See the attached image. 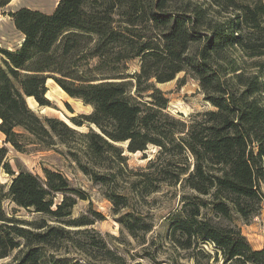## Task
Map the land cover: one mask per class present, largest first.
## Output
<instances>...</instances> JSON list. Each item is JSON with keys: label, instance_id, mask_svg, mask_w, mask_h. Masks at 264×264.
Returning <instances> with one entry per match:
<instances>
[{"label": "trees", "instance_id": "obj_1", "mask_svg": "<svg viewBox=\"0 0 264 264\" xmlns=\"http://www.w3.org/2000/svg\"><path fill=\"white\" fill-rule=\"evenodd\" d=\"M9 1L0 0V13ZM8 14L23 36L14 49L0 47L6 142L23 150L27 142L16 127L45 145L77 134L86 157H76L78 167L109 187L105 195L116 209L128 205L127 194L110 185L126 174L125 150L154 144L147 165L130 168L128 188L141 197L161 183L185 189L168 216L170 239L184 256L193 264H214L219 255L221 264H264V248L253 247L238 224L257 215L264 201V0H57L50 12L21 6ZM133 58L139 69L130 72ZM179 72L178 84L186 75L196 79L212 108L187 119L166 110L168 98L156 83ZM48 78L92 106L80 116L94 126L79 131L28 106L27 96L49 104ZM6 151L0 146V168L14 176L5 192L0 184V257L18 248L6 264H90L94 249L100 264H125L99 237L88 243L76 237L87 229L66 226L92 222L84 214L71 217L82 191L47 167L44 177L21 167L14 173ZM56 192L61 199L54 203ZM4 195L39 217L6 215ZM120 222L132 235L150 228L132 212ZM62 243L84 259L57 253Z\"/></svg>", "mask_w": 264, "mask_h": 264}, {"label": "rangeland", "instance_id": "obj_2", "mask_svg": "<svg viewBox=\"0 0 264 264\" xmlns=\"http://www.w3.org/2000/svg\"><path fill=\"white\" fill-rule=\"evenodd\" d=\"M56 0H10L0 13V47L7 49L16 48L22 39V33L18 31L8 14L21 6H28L50 12L55 6ZM2 53L0 52V63ZM139 69V59L133 58L128 62V71L134 72ZM183 75L179 72L173 79L157 82L158 86L168 98L166 110L179 118L187 119L189 115L206 109L212 108V105L204 98V94L196 79L190 75L185 76L183 84H178V78ZM46 80V88L50 90L48 105L36 104L28 105L40 116H54L62 119L66 117L75 124L71 117L83 120V123L74 127L79 131L89 129L88 124L81 113H89L92 110L90 104L84 103L81 99L70 96L57 89L55 81ZM54 93H53V92ZM27 101V98H26ZM28 104V102H27ZM42 106H48L44 110ZM66 122V121H65ZM67 123V122H66ZM68 124V123H67ZM16 131L21 132L25 138L23 150H17L11 143L4 140V133L0 130V146L7 148L5 160L8 161L14 173L18 172L19 167L28 169L44 177L43 167L60 171L69 180L71 187L79 189L85 194V198L77 197L72 206L71 217H77L82 214L92 219V222L84 225H66L72 229H87L86 232L75 233L76 237L83 243H88L89 238L94 236L105 241L106 245L120 254L125 264H193L191 258L185 257V250L176 246L169 236L168 216L177 210L182 201L181 197L185 192L180 185L161 183L159 187L144 195L143 197L131 192L128 188V181L131 179L130 168H144L148 159L153 157L158 149L154 144H148L144 150L135 152L125 150L128 156L127 167H124V174L116 180L115 187L121 193H126L128 205L114 208L112 201L105 195L109 190L106 184L93 181L87 173H84L77 165L76 157L82 162H86L84 155V141L77 134H68L63 139L54 137L52 145L32 142L35 139L27 134L21 127H16ZM65 140V141H64ZM121 145L125 146V143ZM14 174L6 172L0 168V184L2 191H6L11 177ZM261 189L264 193V181L261 183ZM61 199V193L56 192L53 195L54 203ZM2 209L8 216L18 217L20 219H32L39 217V213L24 207L17 206L8 196H3L1 201ZM132 212L141 218L142 221L150 224L149 230L143 232L137 230V235H132L120 222L121 215ZM51 222V221H49ZM242 232L246 235L251 245L258 240L264 243V201L257 215L252 216L247 222L238 220ZM206 249L211 250V246L206 243ZM57 253H62L72 259H84L81 252L74 249L68 243H62ZM101 252V251H100ZM213 252V251H212ZM18 253V248L13 249L8 255L0 257V264H6L12 260ZM96 258H89L90 264H100L101 254L97 249L93 252ZM211 261V260H210ZM214 264H221L219 255L218 261Z\"/></svg>", "mask_w": 264, "mask_h": 264}, {"label": "bare ground", "instance_id": "obj_3", "mask_svg": "<svg viewBox=\"0 0 264 264\" xmlns=\"http://www.w3.org/2000/svg\"><path fill=\"white\" fill-rule=\"evenodd\" d=\"M57 3V0L55 1V4ZM47 81H52V79L51 78H48L47 79ZM54 82V81H53ZM55 85H56V87H57V89H59L61 92H63V93H65V91L55 82ZM50 90H46V92H45V95L46 96H48V97H50L49 96V94H51V92H49ZM53 92V91H52ZM54 93V92H53ZM27 98V102H28V105H30V106H34L35 104H36V100L34 99V97L33 96H27L26 97ZM46 107H48V106H42L41 107V109L42 110H44ZM63 119H65V121L69 124V125H71V126H74V127H76V125L75 124H73L70 120H68L66 117H64Z\"/></svg>", "mask_w": 264, "mask_h": 264}, {"label": "crops", "instance_id": "obj_4", "mask_svg": "<svg viewBox=\"0 0 264 264\" xmlns=\"http://www.w3.org/2000/svg\"><path fill=\"white\" fill-rule=\"evenodd\" d=\"M256 241L257 242L254 245H256L257 248H264V243H260L258 240Z\"/></svg>", "mask_w": 264, "mask_h": 264}]
</instances>
